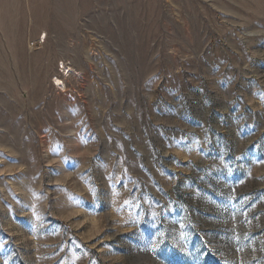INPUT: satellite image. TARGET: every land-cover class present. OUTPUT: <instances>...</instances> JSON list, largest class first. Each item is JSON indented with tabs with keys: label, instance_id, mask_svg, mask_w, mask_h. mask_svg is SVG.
<instances>
[{
	"label": "rangeland",
	"instance_id": "rangeland-1",
	"mask_svg": "<svg viewBox=\"0 0 264 264\" xmlns=\"http://www.w3.org/2000/svg\"><path fill=\"white\" fill-rule=\"evenodd\" d=\"M0 264H264V0H0Z\"/></svg>",
	"mask_w": 264,
	"mask_h": 264
},
{
	"label": "bare ground",
	"instance_id": "bare-ground-1",
	"mask_svg": "<svg viewBox=\"0 0 264 264\" xmlns=\"http://www.w3.org/2000/svg\"><path fill=\"white\" fill-rule=\"evenodd\" d=\"M57 82H58L59 84H62V85H64V83H61V81H58V80H57ZM64 87H65V85H64ZM63 89H64V88H63Z\"/></svg>",
	"mask_w": 264,
	"mask_h": 264
},
{
	"label": "built area",
	"instance_id": "built-area-1",
	"mask_svg": "<svg viewBox=\"0 0 264 264\" xmlns=\"http://www.w3.org/2000/svg\"><path fill=\"white\" fill-rule=\"evenodd\" d=\"M45 41V38H42V42H44Z\"/></svg>",
	"mask_w": 264,
	"mask_h": 264
}]
</instances>
